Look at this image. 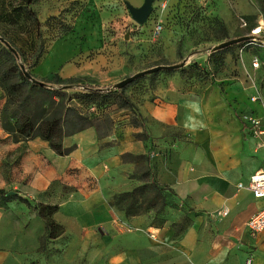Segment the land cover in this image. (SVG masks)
<instances>
[{"label":"crops","instance_id":"0c3cea01","mask_svg":"<svg viewBox=\"0 0 264 264\" xmlns=\"http://www.w3.org/2000/svg\"><path fill=\"white\" fill-rule=\"evenodd\" d=\"M127 1L134 6L143 2ZM222 2L232 5L219 13L226 25L233 14L251 12L244 0ZM80 30L85 45L73 54L76 77L111 86L133 73L128 72L130 45L101 44L97 25ZM163 42L169 53L165 63L174 64L177 47L167 35ZM95 43L99 54L86 58ZM210 52L194 49L183 59L207 65ZM228 57L225 54L224 60ZM252 58L246 59L248 77L161 74L130 98L138 125L130 123V110L120 109L102 136L93 126L65 136L63 145L73 146L66 155H57L38 137L6 142L10 152L21 149L9 176L12 188L30 201L57 204L52 218L63 230L41 248L45 221L33 206L11 203L17 211H0V264H6L7 257L14 264H246L248 256L252 264H264V231L252 237L246 228L264 200L237 186L247 185L263 152L261 136L253 135L241 118L245 113L264 116V60L258 58L259 66L253 67ZM114 68L117 72H111ZM257 91L261 102L250 100ZM189 101L199 104V113L186 108ZM188 116L202 121L203 127L186 130ZM142 133L144 139L137 136ZM154 182L165 189H155ZM4 185L6 181L0 188ZM174 200L182 210L202 213L178 237L160 215L164 203ZM223 206L229 209L224 228L230 237L210 239L206 213ZM128 225L155 230L158 237H142L130 251L129 234L117 230Z\"/></svg>","mask_w":264,"mask_h":264},{"label":"rangeland","instance_id":"374dc122","mask_svg":"<svg viewBox=\"0 0 264 264\" xmlns=\"http://www.w3.org/2000/svg\"><path fill=\"white\" fill-rule=\"evenodd\" d=\"M125 0H36L31 8L40 20L41 24L37 34V30L31 24V19L22 17L18 23H10L9 18L14 14L19 0H0V35L9 40L20 52L23 64L32 73L37 80H49V85L56 84L54 74L60 75L63 79L67 77H76L74 73V57L78 46L85 45L84 34H81V28H93L96 25L101 28L99 39L101 44H125L130 45L132 49L129 54L128 62L131 64L128 72L135 73L137 71L149 68L157 64L165 63L169 58L168 48L163 47V37L168 36L177 47V57L175 63L184 60V56L193 53L194 49L206 51L220 41L228 38L237 37L244 34H251L252 29L257 26L261 27L258 34L253 35L255 40H248L243 43L233 44L224 53L230 55L225 61H216L212 63L207 58L208 66L201 64L198 67H206L209 74L216 76L217 72H224L229 76H249L245 70L246 59L257 56L264 60V0H244L251 4V12L241 11L233 14L234 20L224 23L220 16V12L227 8L231 10L232 5L223 4L222 0H154L153 9L144 24L136 23L124 3ZM164 4L162 14L159 9ZM9 16V17H8ZM8 17V18H7ZM157 19L161 21V31L157 36L153 34V26ZM102 23L103 28H102ZM67 31L68 33L62 34ZM127 35V37H125ZM231 36V37H230ZM223 38V39H222ZM4 45L2 42H0ZM97 45V46H96ZM5 46V45H4ZM98 44H92L90 50L85 53L86 58L94 59L99 54ZM100 49V48H99ZM134 49H140L134 52ZM165 49V51H164ZM41 52L37 64H33L36 53ZM212 51V50H211ZM228 51V53H226ZM85 59V57H84ZM176 69L159 70L155 73L145 74L135 79L131 84L124 88V93L129 98L134 96L135 90H143L147 85L151 86L155 83V79L161 74H171L175 71L181 72L183 75H194L197 66L193 63H187ZM221 62V63H220ZM230 66L229 68L227 67ZM104 70V69H102ZM111 72H117L114 68ZM103 73V72H101ZM128 75H125V77ZM261 76H264V72ZM81 81H87L85 77L77 76ZM108 86V85H107ZM110 86V85H109ZM69 93L81 90L80 86L66 89ZM4 102V92L0 87V111ZM77 102L76 100L72 101ZM85 108L84 105H80ZM94 107V106H93ZM120 109L117 108L113 101V97L109 100L97 104L94 107L97 119L95 122L102 124L104 115H114ZM127 110V109H126ZM104 113V114H102ZM0 119V184L6 181L3 189L7 191L17 192L12 188L9 176L13 163L19 158L21 149L9 151L4 148L6 142L11 140L8 138L7 132L2 128ZM7 134V136H4ZM12 141V140H11ZM37 201L33 200V205ZM22 205L23 202L18 199L10 200L0 206L1 212L8 213L9 210L17 211L18 208L9 206ZM167 206V208H166ZM160 215L168 220L171 228H173V236L178 237L188 226L195 222V218L202 214L199 211H188L179 209L174 204L164 203L161 208ZM214 209L206 213V234L210 239L220 236H229L225 234L227 230L224 228L229 213L219 218L217 211ZM17 213V212H16ZM179 230L178 235L174 234V230ZM117 230L129 234L127 241L130 244V251L145 239L156 240L158 233L151 229H142L135 226H124ZM6 264H14L9 257L5 259ZM150 261L149 264H152Z\"/></svg>","mask_w":264,"mask_h":264},{"label":"trees","instance_id":"16d2710c","mask_svg":"<svg viewBox=\"0 0 264 264\" xmlns=\"http://www.w3.org/2000/svg\"><path fill=\"white\" fill-rule=\"evenodd\" d=\"M35 1L19 0L18 6L14 7V14L16 15L9 18L10 23H18L22 17L30 18V22L36 28L38 34L41 22L31 8V5ZM66 33L68 32L65 30L62 32V34ZM223 38H226L225 40L229 39L227 36ZM6 41L12 46L9 40ZM247 41L245 40V42ZM232 46L230 45L211 51L208 56L209 60L212 63L221 60L224 61L225 51ZM12 47L17 52V55L0 43V87L4 92V102L0 111V119L2 128L7 132L8 138L11 136L13 142L27 141L38 137L46 141L57 155H66L73 149V146L65 147L63 145L62 140L65 136L90 126L97 129L99 136L106 134L110 130L113 124L112 117L110 115H104L105 118L102 121L104 129H102L101 124L95 122L98 117L93 110L97 104H101L111 97H113L117 108L131 111L130 123L134 126L138 125L139 115L135 104L123 91L135 79L122 88H114L112 87L113 85L100 86L88 81H81L78 77L73 76L63 79L55 73L53 77L57 85L52 87L53 85L48 84V82L51 83L49 80H38L39 82H35L25 76L20 67L23 64L20 52L14 46ZM40 56V51L35 54L34 61L32 62L34 65L37 64ZM191 63L197 66L194 75L205 76L208 74L206 67H198L199 64L193 60ZM25 69L32 75L26 66ZM76 86H80L81 90L74 93H69L66 90L68 88H75ZM73 100L77 102L73 103ZM79 104L84 105L85 108H81ZM137 136H141L143 139L145 138L143 133L137 134ZM153 186L160 191L165 189V187L160 186L156 182L153 183ZM15 199H18L27 206H33L37 215L45 221L47 230L40 237L41 248L44 247L46 239L55 237L62 232V226L52 218L53 213L58 208L57 204H44L37 201L33 205L32 201L18 195L16 191L10 192L0 188V206ZM167 204H174L180 209L183 208V205L175 200ZM185 211L193 210L186 208ZM179 232V230H174L175 235H178Z\"/></svg>","mask_w":264,"mask_h":264},{"label":"built area","instance_id":"2783aa9c","mask_svg":"<svg viewBox=\"0 0 264 264\" xmlns=\"http://www.w3.org/2000/svg\"><path fill=\"white\" fill-rule=\"evenodd\" d=\"M164 4L161 5L159 12L162 14ZM162 25L160 19H157L156 23L153 26V34L157 36L161 31ZM257 27L252 29L251 35H256L260 31H256ZM252 40H256V38H252ZM252 66H259V59L257 56L252 58ZM251 101H259L261 102V97L259 92L257 91L255 94L250 96ZM243 122L247 124L251 133L255 136H261V147H262V160L258 169L254 171V173L250 176L249 182L247 185L243 183H238V188L244 187L247 188L253 195V197L257 199L264 200V116L258 117L251 113H245L241 116ZM229 209L226 206L221 207L216 213L219 217H224L228 214ZM246 228L250 236L254 237L258 233L264 231V206L252 214L246 221ZM246 264H252V257L248 256L245 260Z\"/></svg>","mask_w":264,"mask_h":264},{"label":"water","instance_id":"95a60500","mask_svg":"<svg viewBox=\"0 0 264 264\" xmlns=\"http://www.w3.org/2000/svg\"><path fill=\"white\" fill-rule=\"evenodd\" d=\"M153 2H154V0H143L141 5L134 6L131 3H129L127 0L124 1L128 11L131 15V18L136 23L141 24V25L146 22L148 16L150 15V13L153 9ZM125 37H127V35ZM252 37H253V35H251V34H244V35H240L237 37L229 38L227 40H223V41L213 45L211 47V50L215 51V50H218L221 48H225L227 46H230V45H233V44L245 41V40L252 39ZM0 42H2L15 55H17V52L15 51V49L2 36H0ZM185 62H186V59L182 60L180 63L154 65L152 67L137 71L131 75L124 77L120 81L116 82L112 87L122 88L125 85H127L128 83H130L132 80H134L138 77H141L145 74H150V73H153V72H156L159 70H163V69L180 68V67L184 66ZM20 67L23 70L24 75L27 76L31 81L39 82L25 69V66L23 64H21ZM10 192H12V191H10Z\"/></svg>","mask_w":264,"mask_h":264},{"label":"clouds","instance_id":"9594fccd","mask_svg":"<svg viewBox=\"0 0 264 264\" xmlns=\"http://www.w3.org/2000/svg\"><path fill=\"white\" fill-rule=\"evenodd\" d=\"M186 108L191 109L192 111L199 113L200 107L197 102L189 101L186 104ZM198 127H203V122H197L192 116H188L184 123V128L190 132H194L198 130Z\"/></svg>","mask_w":264,"mask_h":264},{"label":"bare ground","instance_id":"6f19581e","mask_svg":"<svg viewBox=\"0 0 264 264\" xmlns=\"http://www.w3.org/2000/svg\"><path fill=\"white\" fill-rule=\"evenodd\" d=\"M261 30V27L260 26H257V30L256 31H260Z\"/></svg>","mask_w":264,"mask_h":264}]
</instances>
